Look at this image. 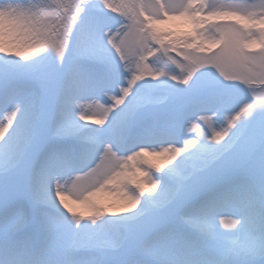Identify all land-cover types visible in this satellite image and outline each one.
Segmentation results:
<instances>
[{"label":"snow or ice","instance_id":"1","mask_svg":"<svg viewBox=\"0 0 264 264\" xmlns=\"http://www.w3.org/2000/svg\"><path fill=\"white\" fill-rule=\"evenodd\" d=\"M0 57V264H264V0H0Z\"/></svg>","mask_w":264,"mask_h":264},{"label":"rangeland","instance_id":"2","mask_svg":"<svg viewBox=\"0 0 264 264\" xmlns=\"http://www.w3.org/2000/svg\"><path fill=\"white\" fill-rule=\"evenodd\" d=\"M115 2L118 3L119 0H115ZM149 2H150V0H145V3L146 4L149 3ZM218 2L223 3V2H228V0H218ZM118 23H119V21H118L117 18L111 16L110 14H108L106 12L100 18V27L102 29H109V28H111V29L114 30L115 27L118 25ZM184 31H187V29H184ZM170 55H171L172 58H174L176 60H180L181 59L180 57H176V55H175L174 52L170 53ZM4 63H12V61H6L5 58L0 57V64H4ZM169 67L175 68V65H171L170 61H168L167 58H166L165 62L160 65V70L167 72L169 70ZM175 70L177 72L180 71L179 68H175ZM157 83L161 87L167 88L171 84V81L161 80V81H159ZM0 119H3V117L0 116ZM202 126L203 127H207V125H202ZM186 135H187L188 138H195L197 135H200V133H199L198 130L194 129L192 131L186 132ZM69 187H70V185H69ZM228 218L232 219L231 217H228ZM230 229H231V226H230ZM231 230H229V231H231Z\"/></svg>","mask_w":264,"mask_h":264},{"label":"bare ground","instance_id":"3","mask_svg":"<svg viewBox=\"0 0 264 264\" xmlns=\"http://www.w3.org/2000/svg\"><path fill=\"white\" fill-rule=\"evenodd\" d=\"M230 226H231V219L228 218V217H226L225 218V224L221 226L222 227V230L229 231V230H231L230 229Z\"/></svg>","mask_w":264,"mask_h":264}]
</instances>
